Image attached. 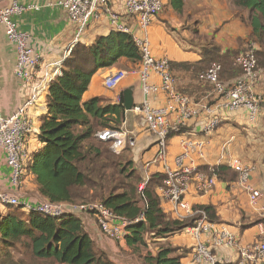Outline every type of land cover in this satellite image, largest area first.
Returning <instances> with one entry per match:
<instances>
[{"label": "crops", "instance_id": "obj_1", "mask_svg": "<svg viewBox=\"0 0 264 264\" xmlns=\"http://www.w3.org/2000/svg\"><path fill=\"white\" fill-rule=\"evenodd\" d=\"M12 1L0 0V7ZM16 1L41 5L39 10L14 16L20 29L31 33V43L41 54V65L37 72L39 79L44 76L45 70L51 72L57 65H63L67 52L78 40L91 44L98 36L107 35L114 29L108 14L103 12L98 19L88 25L82 37L77 39V26L71 22L64 9L55 4L59 0ZM167 5V14L161 13L148 30L150 46L156 58L169 59L172 72L177 78L178 90L188 95L199 109L198 116L185 120L179 125V129L183 128L182 131L169 138L168 162L173 164L174 156L181 151V140L184 136L206 138L208 140L206 157L198 162L199 166L209 168L215 165L229 166V160L232 157H239L253 167L251 181L263 192V197L258 207L254 208L250 205L247 194L238 187L235 180H221L217 175L201 170L209 176H216V184L209 191H198L195 185H192L186 193V199L194 207L211 205L218 219L214 222L210 221L211 231L195 232L185 229L182 233H177L165 240L176 246L191 245V248L198 241L212 246L219 233L224 231L232 233L236 238L233 246L221 245L215 247L213 251L219 258L218 262L236 264L242 246L255 241H264V212L260 210V206L264 204V99L257 120L251 122L245 109L225 108V96L218 93L214 86L203 82L200 75L206 69L207 60L219 56L218 60L222 64L221 81L227 85L233 83L241 75V71L237 70L232 53L239 52L240 48L248 42L252 27L248 24L245 14L238 11L235 6L233 7L230 0H185L182 13H177L169 4ZM110 6L113 11L125 14L123 0H114ZM177 16H184V19L179 20ZM124 17V20L130 23L133 33L138 34L136 21L126 14ZM195 36L197 38H192ZM198 36L202 38L199 39ZM221 58H226L228 61L231 59L232 63L225 60L226 63L223 64ZM16 62L15 44L9 40L4 25L0 24V112L4 116L15 113L25 104L32 92L33 84H26L25 80L15 73ZM119 71H123L124 75L114 86L109 87L106 84L108 77ZM153 81L160 83L158 76H153ZM127 88L133 89L134 104H142L147 99L153 107L166 105L167 99L164 93L150 97L143 94L139 80V65L126 61L113 67L99 69L93 75L83 99L103 96L116 102ZM255 90L260 94L264 93V85L261 86L258 83ZM47 93L48 89L28 109V115L32 121L31 131L26 137L28 154H32L42 146L38 136L41 126L40 118L48 111ZM208 106H221L219 112L223 115V122L209 134L203 129L204 122L210 117L206 110ZM169 119L174 128L178 122L177 114L172 112ZM124 121L122 126L133 131L136 147L138 151L142 149L144 161L153 158L157 152V144L154 135L143 125L142 115L127 111ZM145 171L149 176L154 171L163 172L160 164L145 167ZM9 176L10 168L5 162L4 152L0 150V189L16 191L22 200L43 199L38 192L35 176L32 173H27L22 186L18 189L10 185ZM162 207L168 215L176 218L170 201L162 199ZM84 224L89 235L94 239L96 247L108 251L115 262L143 264L133 249L128 248L125 241L106 239L92 215L85 218ZM119 246L123 252L126 249L133 254L127 251H125L126 254L119 253L117 251ZM182 264H191V252L182 258Z\"/></svg>", "mask_w": 264, "mask_h": 264}, {"label": "trees", "instance_id": "obj_2", "mask_svg": "<svg viewBox=\"0 0 264 264\" xmlns=\"http://www.w3.org/2000/svg\"><path fill=\"white\" fill-rule=\"evenodd\" d=\"M232 3L250 13V37L258 45L256 54L264 69V0H232ZM167 4L182 13L185 0H167ZM141 60L140 47L128 32L113 29L91 44L78 40L63 62L62 73L49 84L48 111L40 118L38 138L42 146L29 154L26 175L30 172L35 176L38 192L44 199L64 203L98 200L123 218L127 222L124 241L143 264H182L189 248L168 243L154 253L150 249L144 253L140 250L148 246L147 236L167 239L196 226L200 215L183 220L168 215L157 192L164 184V172L151 173L140 190L139 184L144 179L132 157L123 158V152H113L109 142L96 138L99 130L122 125L126 116L123 94L118 103L103 96L83 99L99 69L122 61L139 65ZM182 129L170 130L168 138ZM199 169L221 180L238 178V173L228 165L199 166ZM195 208L204 210L209 221L218 219L211 205ZM21 244L35 257L58 264H118L108 251L96 247L82 217L70 213L57 217L4 206L0 210V245L10 249Z\"/></svg>", "mask_w": 264, "mask_h": 264}, {"label": "built area", "instance_id": "obj_3", "mask_svg": "<svg viewBox=\"0 0 264 264\" xmlns=\"http://www.w3.org/2000/svg\"><path fill=\"white\" fill-rule=\"evenodd\" d=\"M113 1L59 0L55 4L61 6L67 12L71 22L77 26V39L84 33L88 25L98 19L103 12L108 14L110 24L115 30L128 32L134 36L142 53L139 80L143 94L150 97L164 93L167 99L165 106L153 107L145 99L142 104H134L133 108L129 110L142 115L143 125L147 131L154 135L157 144L155 156L145 162V167L160 164L166 178L163 186L158 188V192L162 199L173 204V213L176 218L183 220L197 214L200 215L195 221L196 226L187 227V230L211 231L212 224L205 211L195 208L186 199V193L192 185H195L198 191H209L216 184V176H209L199 169L198 162L206 157L208 140L196 136H184L181 140V151L174 156L173 164L168 162L170 130L178 131L179 125L185 120L198 116L199 109L188 95L178 90L177 78L172 72L169 59L166 57L156 58L150 46L148 30L162 11L165 2L164 0H123L125 14L136 21L138 26L137 33H139L134 34L130 23L124 20L125 14L112 10L110 3ZM40 8L41 5L38 3H20L16 0L0 7V24L4 25L9 40L16 47L15 73L23 78L26 84H33L29 98L15 113L4 116L0 112V150L4 152L5 162L10 168L9 183L15 189L22 186L26 175L25 166L29 156L26 137L32 128L28 109L46 93L50 82L62 73V64H59L51 72L45 70L41 79L37 78V72L41 65V54L34 49L31 43V33L21 30L14 20L16 15ZM255 46L256 43L251 42V48L239 50L235 56L234 61L240 68L241 75L233 83L227 85L221 81L222 65L212 58L207 60L206 69L200 75L201 80L214 86L218 93L225 96V108L229 110L245 109L251 122L257 120L263 101L261 94L255 90V86L262 78L260 72L262 68L258 63ZM70 51L67 52V56ZM123 75V71L111 74L106 84L109 87L114 86ZM153 76H158L160 83H155ZM121 96L118 97L116 103L121 101ZM220 108L221 106L206 108L210 117L204 122L203 129L207 134L219 127L221 123ZM172 112L178 116V122L174 128L169 119ZM95 136L99 140L109 142L111 150L117 154L127 149H134L137 145L133 131L122 125L119 128L99 130ZM229 166L238 173L236 184L247 194L250 205L257 208L263 197V192L256 188L251 181L253 167L239 157H232L229 160ZM143 179L140 190L143 189L149 175L145 174ZM7 205L20 207L25 212L57 217L69 213L75 214L82 217L84 221L86 217L92 215L101 233L106 239L112 241L122 242L127 234V222L113 214L101 202L64 203L44 198L22 200L16 191L0 189V210ZM260 210L264 212V204L260 206ZM235 242V236L226 231L218 234L212 246L198 241L192 247L191 264H216L219 258L213 251L215 247L221 245L231 247ZM236 264H264V241H255L242 246Z\"/></svg>", "mask_w": 264, "mask_h": 264}, {"label": "rangeland", "instance_id": "obj_4", "mask_svg": "<svg viewBox=\"0 0 264 264\" xmlns=\"http://www.w3.org/2000/svg\"><path fill=\"white\" fill-rule=\"evenodd\" d=\"M164 2L165 3H164V6H163V9L159 13V15L161 13L167 14V12H168V5L166 4V0H164ZM230 2H231V4L234 7L235 5L232 3V0H230ZM235 8H237L238 11L242 12V14H245V17L247 19V22L250 25V17H249L250 13H249V11L247 9H245V8H241V7H237V6H235ZM177 18L179 20L180 19L183 20L184 19V16H181V17H178L177 16ZM262 19L264 20V18H262ZM81 37H82V35L79 38H81ZM192 38H197V37L195 36V37H192ZM198 38L200 39L202 37L198 36ZM208 40H210V39H208ZM251 42H255V39H253V38L250 37V38H248V42H246L243 45V47L240 48V50H245V49L251 48ZM262 43L264 44V41ZM255 49H258V45L255 46ZM237 53L238 52L232 53V56L235 57L237 55ZM232 56H231V59H232ZM218 57L217 58L216 57L215 58L213 57L212 59H215V60H217V61L220 62V60H218ZM231 59H230V61H228L226 58H221V61H222L223 64H225L226 62L232 63L233 59H232V61H231ZM225 60H226V62H225ZM258 63H259V59H258ZM140 64H139V70H140ZM122 66H124V65H122ZM259 66H260V63H259ZM237 70L239 72L241 71L239 67H238ZM260 72H261V77L262 78L259 81V85L263 86L264 85V69H260ZM261 96L264 99V93H261ZM261 105H262V102H261ZM222 116L223 115L221 114L220 115V117H221V123L223 122ZM121 156L123 158H125V159H130V157H132L133 160H134V165H135V167L138 168V170L141 173V175L147 174V172L145 171V161H144V158H142V149H141V151H138L137 147H135L134 149L125 150L121 154ZM140 187H141V185L139 184V188ZM91 202H99V201L98 200H96V201L94 200V201H91ZM146 238H147V244H148V246L147 247H142L141 250H140L141 253H144V252L148 251L149 249L152 252H156L159 246L168 244L165 239H163L164 241H162V240L159 241V240H155V239L151 238L150 236H147ZM173 245H175V244H173ZM181 247H183V248H189L190 252L192 251L191 245L190 246H181ZM117 251H119V253H123V254H126L125 251H127L129 254H133V252L130 253V251H128L126 249L123 252V249L121 248V246L118 247ZM136 255L140 259L139 255L138 254H136ZM140 260L142 261V259H140ZM0 264H58V263H56L55 261H52V260H45V259H40V258L35 257L28 248L24 247L21 244L19 246H16V247L10 248V249H3L2 246L0 245Z\"/></svg>", "mask_w": 264, "mask_h": 264}, {"label": "water", "instance_id": "obj_5", "mask_svg": "<svg viewBox=\"0 0 264 264\" xmlns=\"http://www.w3.org/2000/svg\"><path fill=\"white\" fill-rule=\"evenodd\" d=\"M124 102L123 105L127 111L131 110L134 106L133 89L127 88L123 92Z\"/></svg>", "mask_w": 264, "mask_h": 264}]
</instances>
